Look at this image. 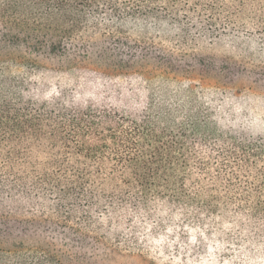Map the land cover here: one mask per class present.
I'll return each mask as SVG.
<instances>
[{"label":"trees","instance_id":"16d2710c","mask_svg":"<svg viewBox=\"0 0 264 264\" xmlns=\"http://www.w3.org/2000/svg\"><path fill=\"white\" fill-rule=\"evenodd\" d=\"M215 39L264 44V0H0V57L212 87L131 114L0 96V264H113L162 205L264 245V70L195 46Z\"/></svg>","mask_w":264,"mask_h":264},{"label":"rangeland","instance_id":"374dc122","mask_svg":"<svg viewBox=\"0 0 264 264\" xmlns=\"http://www.w3.org/2000/svg\"><path fill=\"white\" fill-rule=\"evenodd\" d=\"M195 46L232 54L247 66L264 70V44L257 41L200 40ZM204 86L199 80L130 73L98 63L57 68L47 63L28 64L20 57H0V96L39 103L76 100L131 114L160 104L190 107L199 103L205 90H212H202ZM257 92V107L264 108V86ZM162 206V226H155L152 220L133 234H121V256L113 264H264V245L247 242L245 235L233 229L231 218L224 219L221 225V218L206 220L197 216L192 207L175 213Z\"/></svg>","mask_w":264,"mask_h":264}]
</instances>
